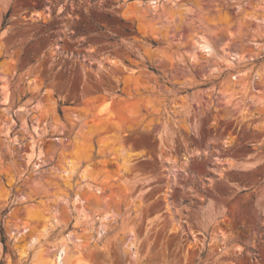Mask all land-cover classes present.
<instances>
[{
  "label": "rangeland",
  "instance_id": "374dc122",
  "mask_svg": "<svg viewBox=\"0 0 264 264\" xmlns=\"http://www.w3.org/2000/svg\"><path fill=\"white\" fill-rule=\"evenodd\" d=\"M0 225V264H264V0H0Z\"/></svg>",
  "mask_w": 264,
  "mask_h": 264
},
{
  "label": "trees",
  "instance_id": "16d2710c",
  "mask_svg": "<svg viewBox=\"0 0 264 264\" xmlns=\"http://www.w3.org/2000/svg\"><path fill=\"white\" fill-rule=\"evenodd\" d=\"M6 18H7V16H5V19L1 24V29H3L7 25ZM58 112L61 115V111L59 110ZM0 243L2 244L4 252L9 251V241H8L7 236L4 234V231H3V228L1 225H0Z\"/></svg>",
  "mask_w": 264,
  "mask_h": 264
},
{
  "label": "bare ground",
  "instance_id": "6f19581e",
  "mask_svg": "<svg viewBox=\"0 0 264 264\" xmlns=\"http://www.w3.org/2000/svg\"><path fill=\"white\" fill-rule=\"evenodd\" d=\"M100 107V106H99ZM99 111H101V112H103V111H107V107H104L103 105H101V107L99 108ZM103 114H104V112H103ZM47 258V257H46ZM48 260V259H47ZM43 260H41V262H42ZM46 260H44V262H45ZM46 263V262H45ZM44 263V264H45ZM42 264V263H41Z\"/></svg>",
  "mask_w": 264,
  "mask_h": 264
}]
</instances>
